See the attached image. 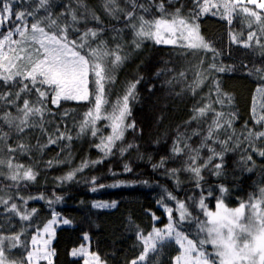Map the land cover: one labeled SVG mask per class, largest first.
I'll use <instances>...</instances> for the list:
<instances>
[{
	"label": "trees",
	"instance_id": "1",
	"mask_svg": "<svg viewBox=\"0 0 264 264\" xmlns=\"http://www.w3.org/2000/svg\"><path fill=\"white\" fill-rule=\"evenodd\" d=\"M181 2L184 4L183 14L190 15L194 7L193 0ZM27 3L29 0H23L16 11L22 10ZM53 3L54 15L58 10L66 11L60 5L76 7V0H53ZM102 3L103 0H87L88 6L103 21L101 27L105 31L101 34L102 37L110 48H114L112 28L113 25L121 27V24L105 15ZM59 19L63 23L65 18ZM195 22L199 24L200 34L214 52L200 50L193 53L173 45H157L151 40L145 41L140 49L135 50L129 46L131 36L122 34L120 42L126 45L124 52L128 59L115 70V83L110 85L106 108L111 111L110 106L116 103L126 88L139 81L135 89L136 98L130 101L131 115L126 121L134 122L135 129H128L123 140L117 142L107 157L95 145L100 144L101 137L111 134V129L105 126L108 121L101 120L97 123L100 130L97 137L91 136L90 132L77 137L79 123L92 107L91 102L62 101L61 108L49 105L57 115L47 117V135L39 128H29L24 133L17 134L14 128L10 129L0 121V131L9 133L6 141H0V160L11 159L14 164L24 165L36 173L34 182L24 181L18 188L11 187L13 182L5 178L7 167L0 166V172L5 174L0 175V196H12L11 202L18 205L23 202L16 198L17 193L25 198L44 197L30 199L24 206L29 211L36 209L29 221L19 220V217L8 213L0 205V236L23 232L22 242H26L30 249L31 236L42 231L55 214L56 228L50 246L55 252L52 264H85L81 255H71L74 249L83 246L90 253L98 255L102 264H131L142 251L138 233L146 236L154 228L162 229L168 225L166 208L172 209L175 222L179 219L178 202H185L193 216L203 221L206 217L198 204L193 206V201L198 202L203 197L207 210L215 211L217 197L221 196V186L227 189L223 194V201L229 208H236L241 203L247 205L250 198L255 200L259 197L260 189L264 188V156L258 153L259 150H264V138L253 141L252 147L257 149L253 151L245 136L247 129L254 132L264 130V125L257 124L253 118L254 115L257 119L264 115V96L257 92V89L264 87V79L255 72L257 68H264V55L255 39L250 48H245L240 43H234L232 36L236 35L238 40L245 41L250 31L256 32L260 43L264 44V34L258 31L256 24L249 28L243 15H234L231 24L225 19L204 14ZM16 23L19 22L12 21L0 28V38L7 30H12V25ZM87 26L95 27L96 23L90 19ZM212 64L222 66L226 71L217 72L210 67ZM182 71L185 72L183 78L179 76ZM197 71H204L207 78L193 94L189 85ZM249 72L252 74L249 75ZM216 82L219 83L221 92L231 97V103L225 101L223 106H213L217 111L235 114L233 127L227 133L220 129L219 139L227 140L232 132H235V136L226 145L228 150L223 154L221 175L214 174L213 165L220 162L217 158L202 169L203 180L197 187L191 173L181 170L175 177L171 174L172 169L187 166V155L174 156L172 147L181 133L185 137H191L187 140L189 145L200 147L212 114H208L207 122L193 120L192 117L196 115L194 110L206 104L209 97L216 99ZM23 98L24 96L17 103L22 104ZM253 107L256 109L255 114ZM8 111L18 115L15 108H8ZM64 111L69 115L63 116ZM0 115H3L2 107ZM57 127L61 132L72 135L73 139L58 140L44 147L49 135L55 138ZM195 131H200L201 135H193ZM18 144L27 145V153L20 151ZM129 144L133 147L128 148ZM209 144L218 152L222 150L219 143L210 141ZM9 147L17 148V151L9 152ZM121 148L126 150L121 152ZM210 155L207 148L201 149L197 164L206 162ZM249 155L252 160L247 159ZM161 160L165 161L163 167H154ZM95 161L101 162L93 163ZM85 162L88 166L82 171H76ZM126 165L131 171L126 170ZM69 173H75L72 180L65 179ZM93 188L96 190L93 191ZM209 191L213 193L211 196L208 195ZM169 194L175 199H169ZM56 197L60 199L57 200ZM49 201L52 203L49 204ZM98 203L115 204V207H93ZM249 211L246 209V215ZM64 219L70 223L63 224ZM180 228L191 239L203 238L195 220L193 224L185 222ZM207 247L212 251L210 245ZM26 250L21 247L15 249L14 253H24ZM178 252L175 244L165 246L152 264H173V258ZM40 264L47 262L40 261Z\"/></svg>",
	"mask_w": 264,
	"mask_h": 264
},
{
	"label": "snow or ice",
	"instance_id": "2",
	"mask_svg": "<svg viewBox=\"0 0 264 264\" xmlns=\"http://www.w3.org/2000/svg\"><path fill=\"white\" fill-rule=\"evenodd\" d=\"M22 3L23 0H0V28L12 21L19 22L13 24L12 30H7L0 38V89H3L0 91V107L3 108L0 121L10 129L14 128L17 134L24 133L29 128H39L47 135V117L57 115L49 105L61 108L62 101L91 102L92 107L79 123L77 137L89 132L91 136L97 137L100 131L97 123L101 120L108 121L105 126L111 129V134L101 137L100 144L95 145L105 157L112 153L118 141L123 140L128 129H135L134 122L126 121L131 115L130 101L136 98L135 89L139 81L126 88L124 94L110 106L111 111L106 108L110 85L115 83V70L128 59L127 53L124 52L126 45L120 42L123 39L122 34L131 36L129 46L135 50L140 49L145 41L151 40L157 45H173L193 53L200 50L214 52L200 34L199 24L195 22L212 9L216 10L213 15L218 13L229 24L232 23L234 15H243L249 28L256 24L258 31L264 34V0H193L194 7L188 16L183 14L184 4L181 0H103L101 7L105 15L121 24V27L113 25L112 28L114 48H110L102 37L101 34L105 31L101 27L103 21L96 11L88 6L87 0H76L75 8L60 5L61 8H66V11L58 10L56 15L52 11L53 0H29L22 10L16 11ZM248 5H253L254 8ZM59 17L65 18L63 23ZM90 19L95 21V27L87 26ZM254 39L264 55V44L260 43L256 32L250 31L245 41L238 40L236 35L232 36L234 43H240L245 48H250ZM210 67L217 72L226 71L224 67H217L215 64ZM255 72L264 79V68H257ZM251 74L252 72H249V75ZM179 76L185 77V72H180ZM206 78L204 71H197L189 85L193 94ZM257 92L264 96V87L257 89ZM215 93L216 99L209 97L206 104L194 110L196 115L192 117L193 120L207 122L208 114H212L211 123L208 124L207 134L201 138L200 147L189 145L187 140L191 137H185L182 133L178 134L177 143L172 147L174 156L187 155V166L183 169H172L171 174L175 177L178 171H187L192 174L197 187L203 180L202 169L207 168L217 158L220 162L213 165L214 174L221 175L223 154L228 150L226 145L228 140L235 136V132H232L227 140L219 139L220 129L227 133L228 129L233 127L235 114L217 111L213 106H223L225 101L231 103V97L221 92L218 82L215 83ZM22 96V104L17 103L21 101ZM8 108H15L18 115H13ZM255 112L253 107V113ZM68 115L67 111L63 112V116ZM253 118L257 124L264 125V115H260L258 119L254 115ZM245 128L247 129V125ZM55 133V138L49 135L48 143L44 147L58 140L73 139L67 132H61L59 127L55 129ZM193 135L200 136L201 133L195 131ZM8 136V132L0 131V141H6ZM262 138L264 130L254 132L247 129L245 139L250 147L254 140ZM210 141L221 144L222 150L218 152L209 144ZM127 147L131 148L133 145L129 144ZM17 148L24 153L28 151L25 144H18ZM17 148L9 147L8 151L15 152ZM203 148H207L211 155L206 162L197 164ZM124 150L126 149H120L121 152ZM252 150L257 151L255 147H252ZM258 154L264 156V150H259ZM247 159L252 160V157L249 155ZM99 162L101 161L93 163ZM164 163L165 161L161 160L160 164L154 167H163ZM0 166L7 167L5 178L13 182L11 187L18 188L24 181L36 180V173L31 168L14 164L11 159L0 160ZM87 166L85 162L76 171H82ZM125 168L131 171L127 165ZM0 175L5 174L0 172ZM74 175L75 173H69L65 179L72 180ZM95 190L93 188V191ZM219 191L221 196L217 197L215 211L207 210L203 197L198 202L193 201V206L198 204L206 217L203 221L193 216L185 202H178L179 219L175 222L172 209L166 208L168 225L164 230L154 228L152 233L146 236L138 233L142 251L131 264H152L160 250L173 243L179 249V254L173 258V264H264V188L260 189L258 198H250L249 204L241 203L236 208L227 207L223 201V194L227 189L221 186ZM212 194L211 191L208 192V195ZM16 198L23 203L18 205L11 202L12 196H0V205L21 221H29L36 213V209L29 211L24 207L28 200L44 199L43 196L25 198L19 193ZM168 198L175 199L171 194ZM56 199L59 200L60 197ZM51 203L52 201H49V204ZM93 207H115V204L98 203ZM246 209L250 210L247 215ZM194 220L198 225V232L203 234L202 239H191L180 228L185 222L193 224ZM55 222L54 214L52 221L43 228V233L48 235V239H43L39 232L31 236L30 249L26 242H22L23 232L0 236V264H40L42 260L52 264L51 257L55 252L49 245L54 236L52 224ZM69 223V220H63V224ZM209 245L212 251L208 250ZM21 247L27 249L26 252L14 253L15 249ZM71 254L90 255L92 264H102L98 255L87 253L82 248L73 250ZM85 264H89V261L85 260Z\"/></svg>",
	"mask_w": 264,
	"mask_h": 264
},
{
	"label": "rangeland",
	"instance_id": "3",
	"mask_svg": "<svg viewBox=\"0 0 264 264\" xmlns=\"http://www.w3.org/2000/svg\"><path fill=\"white\" fill-rule=\"evenodd\" d=\"M249 7H254L253 5H248ZM257 10H259V9H257ZM216 10L215 9H212L210 12H208V13H206V14H204V15H211V16H215V17H217V18H221L220 17V15L217 13L216 15H213L212 13L213 12H215ZM222 19V18H221ZM226 20V19H225ZM159 45H165V44H159ZM54 228H56V224L55 223H53L52 224V230H53V232H55V229ZM166 227H163L161 230H164ZM41 235H42V238L43 239H48V235L46 234V233H43V230L42 231H40L39 232ZM54 237V236H53ZM53 237L51 238V243H52V240H53ZM51 243H50V245H49V248H50V246H51ZM174 244V243H173ZM84 249V250H86V252L87 253H90L89 252V250H88V248L85 246H83V247H80L79 249ZM51 249V248H50ZM74 250H78V249H74ZM179 250V249H178ZM72 253V252H71ZM179 254V252L177 253V255ZM72 255V254H71ZM73 256V255H72ZM73 257H75V256H73ZM81 257L84 259V260H88L89 261V264H92V257L90 256V255H81ZM51 259H52V257H51ZM43 261V260H42ZM47 262V261H46Z\"/></svg>",
	"mask_w": 264,
	"mask_h": 264
}]
</instances>
